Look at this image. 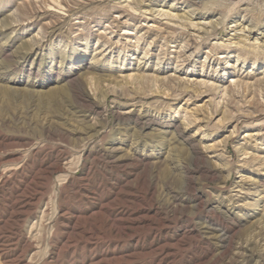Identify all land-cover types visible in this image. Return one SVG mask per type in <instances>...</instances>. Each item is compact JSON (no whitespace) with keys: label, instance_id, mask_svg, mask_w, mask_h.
Returning a JSON list of instances; mask_svg holds the SVG:
<instances>
[{"label":"rangeland","instance_id":"obj_1","mask_svg":"<svg viewBox=\"0 0 264 264\" xmlns=\"http://www.w3.org/2000/svg\"><path fill=\"white\" fill-rule=\"evenodd\" d=\"M231 263L264 264V0H0V264Z\"/></svg>","mask_w":264,"mask_h":264},{"label":"bare ground","instance_id":"obj_2","mask_svg":"<svg viewBox=\"0 0 264 264\" xmlns=\"http://www.w3.org/2000/svg\"><path fill=\"white\" fill-rule=\"evenodd\" d=\"M57 31V29L56 30H53V32H52V34H55V32ZM245 65V64H244ZM38 73L40 72L39 70L37 71ZM181 95H176V98L177 97H180ZM189 98H190V96H188ZM91 109H92V107H91ZM117 114V117H118V119L117 120H120V119H122V118H124V116L123 115H128L129 114V112L127 111V112H123V113H116ZM126 117V116H125ZM127 119V118H126ZM91 121H93V120H91ZM193 153V156H192V158H193V162L196 164L198 161H201V159H202V157L198 154V152L196 153L195 151L194 152H192ZM70 164V161H67V159H66V161H65V163H64V166H68ZM197 166V165H196ZM203 167V166H202ZM229 177H230V175H229ZM228 177V178H229ZM210 178V177H209ZM211 178H216V177H214V176H212ZM222 181V180H221ZM188 185V184H187ZM186 187H188V186H186ZM203 204V203H202ZM201 206V205H200ZM199 206V207H200ZM198 207V206H197ZM217 211V210H216ZM221 215V214H220ZM43 216V215H42ZM41 216V217H42ZM218 229V228H217ZM256 230V229H255ZM263 230H262V227L261 228H259V230H257V231H255L254 233H253V235H252V237H250L249 238V240H245V241H243L244 243L243 244H238V245H232L233 243V241H231V238L230 239H228V241L225 243V248H224V254H227L228 252H233L232 254L235 256V257H237V258H239V257H242V256H244V254H245V252H247L248 251V245L253 241V240H256V238L260 235V233L262 232ZM223 236H224V234H223ZM33 237H35V236H33ZM32 237V238H33ZM227 237V236H226ZM260 237V236H259ZM220 239H222L223 240V238H220ZM226 239V238H225ZM225 242V241H224ZM224 244V243H223ZM221 249V248H220ZM221 253H223V250H222V252ZM33 255V254H32ZM246 255V254H245ZM31 258H33V257H31ZM227 258V257H226ZM232 259V258H231ZM247 259V258H246ZM230 261V260H229ZM233 261H234V258H233ZM237 261H239V260H237ZM236 261V262H237ZM234 263V262H233ZM232 264V263H231ZM237 264V263H236Z\"/></svg>","mask_w":264,"mask_h":264}]
</instances>
